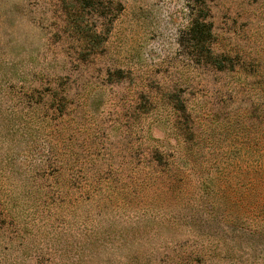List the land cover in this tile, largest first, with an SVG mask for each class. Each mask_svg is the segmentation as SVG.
<instances>
[{
	"label": "rangeland",
	"instance_id": "obj_1",
	"mask_svg": "<svg viewBox=\"0 0 264 264\" xmlns=\"http://www.w3.org/2000/svg\"><path fill=\"white\" fill-rule=\"evenodd\" d=\"M0 264H264V0H0Z\"/></svg>",
	"mask_w": 264,
	"mask_h": 264
},
{
	"label": "trees",
	"instance_id": "obj_2",
	"mask_svg": "<svg viewBox=\"0 0 264 264\" xmlns=\"http://www.w3.org/2000/svg\"><path fill=\"white\" fill-rule=\"evenodd\" d=\"M198 25V23L196 24V26ZM197 35H200L201 37H202V39H204L203 37H204V35H206V34H210V32H211V27H210V25H208L207 23L205 24V23H202L201 25H200V28L198 27L197 29Z\"/></svg>",
	"mask_w": 264,
	"mask_h": 264
}]
</instances>
